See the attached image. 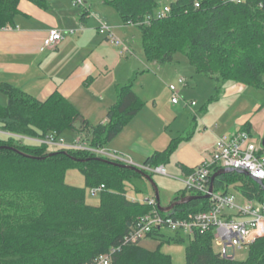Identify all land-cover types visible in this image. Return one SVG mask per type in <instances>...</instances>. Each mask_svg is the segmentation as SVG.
<instances>
[{
	"label": "trees",
	"instance_id": "1",
	"mask_svg": "<svg viewBox=\"0 0 264 264\" xmlns=\"http://www.w3.org/2000/svg\"><path fill=\"white\" fill-rule=\"evenodd\" d=\"M30 1L40 8L48 7L47 0ZM19 2L0 0V30L13 25ZM105 3L125 27L129 22L136 24L148 62L164 65L172 62L174 54L182 53L197 74L264 92V0H176L168 4L170 12L162 19L155 18L158 0ZM147 16L150 21L145 24ZM0 94L7 99L6 105L0 104L1 132L31 138L86 132V144L94 149L105 148L144 107L130 82L117 88L106 123L89 127L77 109L57 92L39 101L16 87L0 84ZM247 124L240 129L251 135ZM192 134L170 140L165 150L147 158L143 166H165L178 145ZM96 158L111 161L85 151L50 150L46 145L0 137V264H91L111 249L115 251L110 264H172L169 256L158 251L123 244L136 220L152 209L127 196L126 183L144 179L134 171ZM71 169L81 173L85 188L65 183L66 172ZM219 170L214 168L213 173ZM99 186L104 190L98 206L88 205L86 189ZM213 191L264 202V187L237 172L218 175ZM187 195L195 194L183 191L173 201ZM208 203L193 200L175 207L169 215L183 218L203 212ZM159 236V231L151 234ZM174 237L180 240L182 235ZM212 243V232H195L185 247L186 264H264V238L249 246L244 261L220 258L213 252Z\"/></svg>",
	"mask_w": 264,
	"mask_h": 264
},
{
	"label": "crops",
	"instance_id": "2",
	"mask_svg": "<svg viewBox=\"0 0 264 264\" xmlns=\"http://www.w3.org/2000/svg\"><path fill=\"white\" fill-rule=\"evenodd\" d=\"M105 1L82 0L83 7H73L72 0H47L48 7L43 9L30 0H20L13 25L0 30V84L16 87L39 101L57 92L77 109L89 127L106 123L107 112L116 102L117 88L127 85L132 76L144 70H138V67L143 66L146 71L153 69L155 72L162 67L156 62L146 63L143 53L136 55L128 39L129 34L133 35L129 29L131 27H125ZM100 23L111 27L116 37L122 39L129 49L128 53L111 45L98 34ZM52 29L77 32L73 35L64 34L54 47L42 48ZM232 86L231 95L245 89L240 84ZM132 90L144 102V107L103 148L105 153L115 154L125 162L143 167L145 160L165 150L170 140L193 133L189 140L178 145L164 166L165 169L169 168L168 174L181 184L168 198L165 205L168 206L173 198L185 191L181 180L186 171L192 170L213 152L215 142L221 136L218 133L220 125L214 123L208 132L205 123L209 122V117L204 114L200 120L201 128H197L195 117L202 113V108L197 110V114L192 112L193 116L186 115L182 107L176 109L178 105L171 104L175 109V121L181 117L182 125L175 130L174 135L166 133V129H163L166 120L159 112L154 98L151 99L153 107L149 111L145 109L144 98ZM257 109L254 108L253 113ZM256 115L238 121L237 129L247 122L255 123V120L251 121ZM78 135L77 132L66 134L71 139ZM127 196L137 200L131 194Z\"/></svg>",
	"mask_w": 264,
	"mask_h": 264
},
{
	"label": "built area",
	"instance_id": "3",
	"mask_svg": "<svg viewBox=\"0 0 264 264\" xmlns=\"http://www.w3.org/2000/svg\"><path fill=\"white\" fill-rule=\"evenodd\" d=\"M221 1L241 3L244 0ZM83 5L82 0H72L73 7H83ZM194 6L198 8L199 4L195 2ZM169 12V6L164 5L155 13V18H165ZM149 21L150 17L147 16L144 23L148 24ZM127 26L135 27L136 24L129 22ZM7 28L9 27L3 29ZM82 29L80 28V30ZM76 32L72 30L62 32L61 30L52 29L48 32L42 48L54 47L62 40L64 34L73 35ZM97 32L111 45L121 48L125 53L129 52L127 46L116 37L108 25L100 23ZM177 83L180 87L186 85V81L183 78L178 79ZM168 91L172 105H179L180 102H183L180 92L175 86H168ZM195 105L194 101L185 102V106L191 108ZM0 133L4 134L3 136L13 137L15 140H24L22 142L25 144L46 145L52 150L85 151L111 161L130 164L115 154L105 153L103 149L91 148L86 144L85 140L81 141L78 138L68 142L62 136L55 134H48L44 138H31L1 131ZM214 168L246 171L250 177L260 180L262 182L261 187H264V148L261 144L254 142L248 132L240 128L228 136H219L211 155L203 159L189 173L184 175L181 180L184 190L187 193L199 196L208 194L210 178ZM140 169L148 173L171 177L164 166L153 169L143 166ZM103 190L104 187L99 186L89 189L88 193L91 197H95L99 196ZM207 201L209 203L206 211L189 213L183 218H174L169 214L159 212L156 207L155 198L138 201L150 206L152 208L151 212L136 220L135 224L124 236L123 244L139 245L142 240L149 239L155 231H168L173 234L179 233L191 239L195 232H212L213 242L220 248L215 254L223 259L232 256V260H234L235 250L249 247L256 240L264 238V202L246 200L234 193L222 194L214 193V191ZM114 251L115 249H111L109 252L97 256L92 260L91 264H110Z\"/></svg>",
	"mask_w": 264,
	"mask_h": 264
},
{
	"label": "rangeland",
	"instance_id": "4",
	"mask_svg": "<svg viewBox=\"0 0 264 264\" xmlns=\"http://www.w3.org/2000/svg\"><path fill=\"white\" fill-rule=\"evenodd\" d=\"M174 1L176 0H158L159 5L157 10H159L163 5L170 4ZM129 29H131L133 35L129 34L128 39L133 49L136 50V55H140L142 53L144 55L141 45L140 30H138L137 27H131ZM128 61L130 62L131 60ZM145 61L146 63L148 62L146 58ZM138 65L139 64H135L134 66ZM158 66L162 67L158 72L153 71V69L146 71L143 66L138 67V70H144L140 71L138 75L132 76L128 82H131L132 89L144 98L146 102L145 109L147 108L149 111L152 110L153 101L151 99L154 98L157 108H159V112L166 120L164 122L165 125L163 126V129H166V133L174 135L175 130L177 128H181L182 125L181 117L175 121V109L170 103L168 86L173 85L179 90L183 99V102H180L178 106H175L176 109L182 107L186 115H193L192 112L196 113L198 109L202 108V113H198L195 117L197 119V128H201L202 121L200 120H202V115L206 114L209 117V122L205 123L207 125L208 132L211 130V127L215 125L214 123L218 122L220 125L218 133L221 136H228L237 130L238 121L244 120L245 118L249 119L252 114H257L251 121L253 122L255 120V123H247L249 124L250 133L254 142L257 144L261 143V139L264 134V92L254 90L252 88H245L239 94L235 93V95H231L230 93L234 83L224 81L217 82L202 74H197L186 56L182 53L174 54L171 63L164 65L159 64ZM141 72L148 74H143ZM180 78H183L187 82V86H184L185 88L178 85L177 81ZM190 101H194L196 104L192 108L185 106V102L189 103ZM0 104H7V99L2 94H0ZM257 107V111L253 113V109ZM261 116L262 118H260ZM257 119L258 121L256 122ZM218 123H216V126H218ZM245 124H243L241 128L245 126ZM78 134V137L76 136L73 139L66 135L62 137L66 141L70 142L75 138L84 141L88 136L86 132H80ZM3 135L4 134L0 133V137ZM17 141L22 142L24 140ZM166 170L170 174L169 168H166ZM150 174L152 181L158 189L160 205L165 206L168 198L172 197V194L178 190L181 184H179L174 177L172 178L156 173ZM65 183L69 186L85 188L84 178L76 169H71L66 172ZM126 188L127 193L133 195L135 197L134 199H137L138 201L147 198H155L154 191L146 180L136 179L131 184L126 183ZM136 188L140 190V193L134 192L136 191ZM88 192L89 189H86V203L91 206H98L99 196L91 197ZM190 241L191 238L186 235H182L180 240H176L173 233L163 231L159 237H151L149 239L142 240L139 246L147 251H158L163 255L169 256L172 264H186L185 247L190 243ZM248 248L249 247H243L242 249L235 250L234 260L244 261L249 253ZM219 249L220 248L213 242V252L217 253Z\"/></svg>",
	"mask_w": 264,
	"mask_h": 264
},
{
	"label": "water",
	"instance_id": "5",
	"mask_svg": "<svg viewBox=\"0 0 264 264\" xmlns=\"http://www.w3.org/2000/svg\"><path fill=\"white\" fill-rule=\"evenodd\" d=\"M260 144L264 148V134H263V137L261 139V143ZM63 154H66V153L63 152ZM21 155H23V154H21ZM23 156H25V155H23ZM25 157H27V156H25ZM95 160L102 161L103 163H107L109 165H113V166H117V167H120V168L128 169V170L134 171L135 173L141 175L142 178L144 180H146L151 185V187H152V189L154 191V196H155L157 210L159 212L163 213V214H170V213H172V211H173V209L175 207L186 205V204H188L189 202H191L193 200H208L210 198V195L213 192V182H214V179L218 175H223V174L237 172V173H240V174H242V175H244L246 177H249L250 179H252L259 186L262 185V182L260 180L254 179V178L250 177V175L246 171H235L233 169H220L219 171L214 172L212 174L211 178H210V185H209L208 194H206L204 196L187 195L185 197H181L179 199H176V200L172 201L168 206H161L160 205L159 196H158V189H157L156 185L152 181L151 177L148 174L144 173L140 169V167H136L135 165H132V164H119V163H114L112 161H106V160L99 159V158H96ZM80 162H83V161H80ZM226 259L227 260H232V256L227 257Z\"/></svg>",
	"mask_w": 264,
	"mask_h": 264
}]
</instances>
